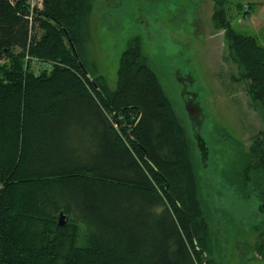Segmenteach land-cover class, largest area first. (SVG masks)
Masks as SVG:
<instances>
[{"label":"trees","instance_id":"trees-1","mask_svg":"<svg viewBox=\"0 0 264 264\" xmlns=\"http://www.w3.org/2000/svg\"><path fill=\"white\" fill-rule=\"evenodd\" d=\"M216 4L241 78L264 104V47ZM81 14V0H0V264H216L183 127L152 69L136 43L116 88L96 83L74 40ZM263 137L222 177L257 197L261 249Z\"/></svg>","mask_w":264,"mask_h":264},{"label":"rangeland","instance_id":"rangeland-1","mask_svg":"<svg viewBox=\"0 0 264 264\" xmlns=\"http://www.w3.org/2000/svg\"><path fill=\"white\" fill-rule=\"evenodd\" d=\"M241 1L222 0V7L235 31L249 33L255 24L249 19L248 3L243 12L242 3H237ZM217 2L81 0L74 40L86 70L108 90L116 88L122 52L138 44L183 127L187 157L213 241L212 262L264 264V249L259 247L263 217L258 212V199L254 193L243 197L223 181L226 170L237 163L239 151L259 147L264 104L252 98L230 50L226 29L218 27L212 17ZM27 3L30 9H41V0ZM180 77L191 81L182 82ZM184 87L200 108L197 115L201 118L196 122L199 137L188 119L186 98L181 94Z\"/></svg>","mask_w":264,"mask_h":264},{"label":"crops","instance_id":"crops-1","mask_svg":"<svg viewBox=\"0 0 264 264\" xmlns=\"http://www.w3.org/2000/svg\"><path fill=\"white\" fill-rule=\"evenodd\" d=\"M237 3H248L250 5L251 13L249 19H253L252 23L255 26L252 25V30L249 34L256 35L259 43L264 47V0H242Z\"/></svg>","mask_w":264,"mask_h":264},{"label":"flooded vegetation","instance_id":"flooded-vegetation-1","mask_svg":"<svg viewBox=\"0 0 264 264\" xmlns=\"http://www.w3.org/2000/svg\"><path fill=\"white\" fill-rule=\"evenodd\" d=\"M180 80L182 82H185V81H191L189 77H180ZM182 96L185 97V101H184V105L186 106V112L188 114V119L190 121V123L193 125V127H195L194 129V134L198 136V129H196V127H198V124L196 123L198 120H200L201 118V115H197L200 111V108H198V103L194 102V96L191 92H189L186 87H184L182 89V92H181ZM199 123V121H198Z\"/></svg>","mask_w":264,"mask_h":264},{"label":"water","instance_id":"water-1","mask_svg":"<svg viewBox=\"0 0 264 264\" xmlns=\"http://www.w3.org/2000/svg\"><path fill=\"white\" fill-rule=\"evenodd\" d=\"M63 31L65 33V36H66L67 41L69 43V46L71 47L73 53L77 57V53H76L75 47H74V45H73V43L71 41V38H70L68 32L65 29ZM80 65L82 66V69L84 70V72L87 74V70L83 67V65L81 64V62H80ZM66 223H67V214L64 213V212H60L59 215H58V217H57V224L59 226H64Z\"/></svg>","mask_w":264,"mask_h":264},{"label":"built area","instance_id":"built-area-1","mask_svg":"<svg viewBox=\"0 0 264 264\" xmlns=\"http://www.w3.org/2000/svg\"><path fill=\"white\" fill-rule=\"evenodd\" d=\"M247 9H248L247 4H246V3H243V4H242V11H243V12H246Z\"/></svg>","mask_w":264,"mask_h":264}]
</instances>
